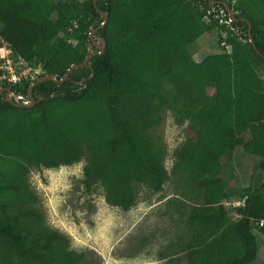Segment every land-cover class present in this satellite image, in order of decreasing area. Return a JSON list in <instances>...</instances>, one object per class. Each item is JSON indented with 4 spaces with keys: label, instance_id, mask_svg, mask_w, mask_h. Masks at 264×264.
I'll return each instance as SVG.
<instances>
[{
    "label": "trees",
    "instance_id": "obj_1",
    "mask_svg": "<svg viewBox=\"0 0 264 264\" xmlns=\"http://www.w3.org/2000/svg\"><path fill=\"white\" fill-rule=\"evenodd\" d=\"M93 1L0 0V45L6 41L27 64L42 66L40 76L58 80L89 54L90 33L104 21L97 8L108 13L97 31L104 52L90 66L74 69L63 83L36 85L33 107L0 99V264L86 260L58 232L35 228L42 216L33 207L32 168L85 161L86 190L102 185L106 202L125 211L135 205L136 183L161 192L170 180L167 150L150 130L164 110L187 124V139L174 152L181 198L170 211L188 236L163 258L255 263L264 180L252 175L244 205L227 208L234 190L223 160L241 150L254 159L255 173L264 171V0H99L97 8ZM213 32L223 50L197 61L192 48ZM35 81L1 86L27 96Z\"/></svg>",
    "mask_w": 264,
    "mask_h": 264
},
{
    "label": "rangeland",
    "instance_id": "obj_2",
    "mask_svg": "<svg viewBox=\"0 0 264 264\" xmlns=\"http://www.w3.org/2000/svg\"><path fill=\"white\" fill-rule=\"evenodd\" d=\"M235 3V0H233ZM99 36L95 35V40ZM217 34H205L192 48L197 61L207 55L221 52ZM89 50H94L92 42ZM31 79H37L43 72L42 66H30ZM6 81L0 79V85ZM187 124L178 125L169 110H164L161 124L150 135L158 145L166 147L165 167L170 175L161 192H154L147 185H134L137 197L135 205L125 211L109 205L105 200L102 185L87 191L84 184L83 167L85 161L59 168H32L28 175L30 189L38 201L33 205L41 214L42 221L35 228H47L58 232L68 241V248L84 254L82 264H174V257L163 258L182 234L188 236L185 222H181L177 212L170 211V205L180 196L174 179V152L187 139ZM231 175L227 187L233 189L232 196L223 202L244 203L242 191L250 182V177L262 178L264 171L255 173L254 159L241 150L230 153L223 160ZM181 198V197H179ZM240 202V203H239ZM239 218L238 213H233ZM259 254L253 264H264V234L258 237Z\"/></svg>",
    "mask_w": 264,
    "mask_h": 264
},
{
    "label": "water",
    "instance_id": "obj_3",
    "mask_svg": "<svg viewBox=\"0 0 264 264\" xmlns=\"http://www.w3.org/2000/svg\"><path fill=\"white\" fill-rule=\"evenodd\" d=\"M99 0H94L93 3L95 5V7L97 8V2ZM224 5L226 6L229 14L233 17H235V12L231 9V7L229 6L228 2H224ZM97 10L99 11V13L101 14V16L104 18V21L103 23L96 29H94L91 33H90V38L92 40V43L93 45H96L97 49L99 50L98 51H95V50H92L90 49L89 50V54L86 56L84 62L80 65H72L71 68L68 70L67 74L65 75V78L64 79H61V80H58L56 78V76L54 75H43V76H40L39 78L36 79V81L34 83L31 84V86L29 87L28 89V97L30 98L31 100V103L30 104H19L18 101L16 99H12V98H9V102L14 104L15 106H18V107H33L34 104H35V99H34V96H33V89L36 85H38L39 83L45 81V80H50V81H54V82H57V83H63L65 80L68 79V76L69 74L74 70V69H77V68H82L84 66H90L89 64V61L91 59L92 56L96 55V54H103L104 52V49H105V46H106V42L103 38H101L99 36L98 40H99V43L95 40V34L96 32L100 29V28H104L105 25L107 24L108 22V13L106 12H103L101 10H99L97 8ZM251 42L254 43L252 37H251ZM3 90L0 91V93H2ZM8 92V96L10 97V95H12L13 93L10 91V90H7Z\"/></svg>",
    "mask_w": 264,
    "mask_h": 264
},
{
    "label": "built area",
    "instance_id": "obj_4",
    "mask_svg": "<svg viewBox=\"0 0 264 264\" xmlns=\"http://www.w3.org/2000/svg\"><path fill=\"white\" fill-rule=\"evenodd\" d=\"M32 69L27 65V63L19 57L14 50L9 46V44L1 40L0 45V79L6 81L9 84H19L22 80H34L31 79ZM36 79V78H35ZM240 203V202H239ZM226 205L237 206L236 203L225 202ZM244 203H242V206ZM264 224V221L261 223Z\"/></svg>",
    "mask_w": 264,
    "mask_h": 264
},
{
    "label": "flooded vegetation",
    "instance_id": "obj_5",
    "mask_svg": "<svg viewBox=\"0 0 264 264\" xmlns=\"http://www.w3.org/2000/svg\"><path fill=\"white\" fill-rule=\"evenodd\" d=\"M95 35H98L97 32ZM91 42H92V40H91ZM97 42L99 43V41H97ZM94 47L97 49L96 45H94ZM1 90H3V91H2V93H0V99L4 97L7 101H9L8 99L12 98V99H16L19 104H24V105L30 104V102H31V100H28V98H29L28 95L25 96V94H20V93H17L15 91H12L10 87H2L0 85V91ZM7 90H10L13 93L12 95H10V97L8 96Z\"/></svg>",
    "mask_w": 264,
    "mask_h": 264
}]
</instances>
